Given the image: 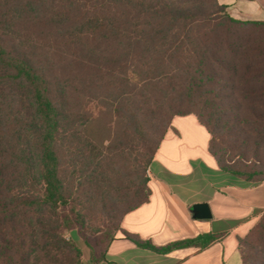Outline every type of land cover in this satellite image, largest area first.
Returning <instances> with one entry per match:
<instances>
[{
	"label": "trees",
	"instance_id": "obj_1",
	"mask_svg": "<svg viewBox=\"0 0 264 264\" xmlns=\"http://www.w3.org/2000/svg\"><path fill=\"white\" fill-rule=\"evenodd\" d=\"M186 114L221 169L264 181V20L219 0H0V264H82L68 207L159 252L221 237L156 246L121 225ZM238 242L242 264H264V214Z\"/></svg>",
	"mask_w": 264,
	"mask_h": 264
},
{
	"label": "crops",
	"instance_id": "obj_2",
	"mask_svg": "<svg viewBox=\"0 0 264 264\" xmlns=\"http://www.w3.org/2000/svg\"><path fill=\"white\" fill-rule=\"evenodd\" d=\"M240 19L264 20V0H219ZM210 133L194 114L176 115L149 167L150 198L125 214L122 227L156 246L222 234L205 247L169 252L141 247L118 231L101 264H242L238 238L264 214V181L243 179L221 169L209 150ZM207 203L211 217L193 206Z\"/></svg>",
	"mask_w": 264,
	"mask_h": 264
},
{
	"label": "rangeland",
	"instance_id": "obj_3",
	"mask_svg": "<svg viewBox=\"0 0 264 264\" xmlns=\"http://www.w3.org/2000/svg\"><path fill=\"white\" fill-rule=\"evenodd\" d=\"M92 107L95 108L94 105H92ZM139 140V135H135V141L132 137L129 142L134 145L139 143ZM122 145L124 146L125 144ZM118 157H122V159L120 158L119 164L123 163V165L125 164L126 166L130 163L129 154L124 155L122 152H119ZM72 208L68 207L63 211V218L66 219L67 217L69 222H65L61 231L67 238L72 239L81 248L83 254L82 264H92L91 253L94 252L97 255L103 253L108 241L114 237L118 231L115 230L114 225L103 221L100 217L92 222H88L86 226H83Z\"/></svg>",
	"mask_w": 264,
	"mask_h": 264
},
{
	"label": "water",
	"instance_id": "obj_4",
	"mask_svg": "<svg viewBox=\"0 0 264 264\" xmlns=\"http://www.w3.org/2000/svg\"><path fill=\"white\" fill-rule=\"evenodd\" d=\"M197 217H211V211L207 203H198L193 206Z\"/></svg>",
	"mask_w": 264,
	"mask_h": 264
}]
</instances>
